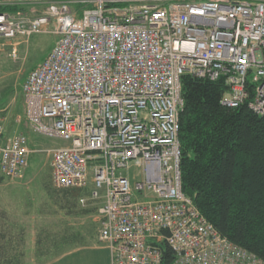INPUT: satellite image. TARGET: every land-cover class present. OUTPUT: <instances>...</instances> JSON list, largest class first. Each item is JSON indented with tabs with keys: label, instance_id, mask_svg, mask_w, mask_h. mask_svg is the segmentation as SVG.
Wrapping results in <instances>:
<instances>
[{
	"label": "built area",
	"instance_id": "2783aa9c",
	"mask_svg": "<svg viewBox=\"0 0 264 264\" xmlns=\"http://www.w3.org/2000/svg\"><path fill=\"white\" fill-rule=\"evenodd\" d=\"M0 50L59 36L22 91L26 118L66 144L45 151L57 189L99 204L111 264H264L222 235L182 187L183 76L228 87L222 104L264 114V0H0ZM251 99L249 100V98ZM24 132L0 112V173L30 165ZM91 183V187L89 185Z\"/></svg>",
	"mask_w": 264,
	"mask_h": 264
},
{
	"label": "trees",
	"instance_id": "16d2710c",
	"mask_svg": "<svg viewBox=\"0 0 264 264\" xmlns=\"http://www.w3.org/2000/svg\"><path fill=\"white\" fill-rule=\"evenodd\" d=\"M182 83L183 191L222 235L264 261V114L249 108L248 101L237 108L224 106L228 87L223 78L213 81L186 74ZM58 190L72 199L81 193ZM15 241L0 231V264H25L26 252ZM163 257L162 264H172L170 248Z\"/></svg>",
	"mask_w": 264,
	"mask_h": 264
},
{
	"label": "rangeland",
	"instance_id": "374dc122",
	"mask_svg": "<svg viewBox=\"0 0 264 264\" xmlns=\"http://www.w3.org/2000/svg\"><path fill=\"white\" fill-rule=\"evenodd\" d=\"M53 28L52 23L49 31L16 38V58L12 57L11 46L0 50V112L9 133L24 132L31 147L41 150L32 154L20 178L10 179L0 173V231L19 242V250L26 252L25 264H43L80 243L89 244L96 239L99 226L96 213L81 204L80 194L72 199L53 185L51 156L45 149L67 142L35 132L26 119L21 88L31 70L41 65L54 48L59 36ZM73 254L75 258H69L66 264H100L93 246Z\"/></svg>",
	"mask_w": 264,
	"mask_h": 264
},
{
	"label": "crops",
	"instance_id": "0c3cea01",
	"mask_svg": "<svg viewBox=\"0 0 264 264\" xmlns=\"http://www.w3.org/2000/svg\"><path fill=\"white\" fill-rule=\"evenodd\" d=\"M74 191H76V190H74ZM83 192L84 191H82L79 194L82 196ZM88 206H89V209H92L96 213L97 220H98L99 204L90 203ZM98 225H99V222H98ZM100 242L101 241L99 240V226H98V232L96 235V239L90 241L89 244L88 243H80V244H78V246L75 249L69 251L68 253H66V254H64V255L56 258V259L46 261L43 264H66L68 262L69 258H75L74 255H76V254H73V253H77V252L79 253L81 250H83L84 248H88L89 246H93V248L95 249V251L98 254V257L100 259V261H99L100 264H111L109 249L106 247L105 244H102Z\"/></svg>",
	"mask_w": 264,
	"mask_h": 264
},
{
	"label": "bare ground",
	"instance_id": "6f19581e",
	"mask_svg": "<svg viewBox=\"0 0 264 264\" xmlns=\"http://www.w3.org/2000/svg\"><path fill=\"white\" fill-rule=\"evenodd\" d=\"M224 79V78H223ZM217 80H219V79H217ZM213 81H215V80H213ZM249 103V102H248ZM249 105V104H248ZM250 108V107H249Z\"/></svg>",
	"mask_w": 264,
	"mask_h": 264
}]
</instances>
